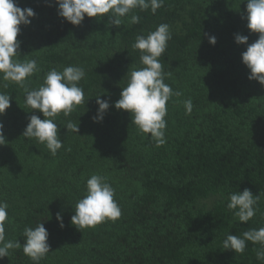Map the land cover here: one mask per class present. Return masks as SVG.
Wrapping results in <instances>:
<instances>
[{"label":"trees","instance_id":"obj_1","mask_svg":"<svg viewBox=\"0 0 264 264\" xmlns=\"http://www.w3.org/2000/svg\"><path fill=\"white\" fill-rule=\"evenodd\" d=\"M14 2L35 12L18 36L20 59H35L39 67L27 86L39 88L52 69L82 66L85 101L55 118L64 146L52 155L46 144L23 137L30 116L43 120V114L26 105L23 88L0 79V92L12 97L0 116L6 138L0 202L8 205L5 239L21 243L0 264H36L23 252V233L39 223L49 233L50 252L38 264H264L258 243L246 242L243 253L223 247L229 234L264 227V85L249 80L242 61L248 45L235 41L237 34L248 44L259 38L247 27V0H163L155 14L135 9L120 27L107 15L85 16L74 26L58 15L54 0ZM131 15L139 23H130ZM160 24L171 31L159 58L171 73L165 83L182 96L166 105V143L157 147L114 105L127 73L144 67L136 37ZM99 96L110 107L103 122H94ZM189 98L190 113L183 104ZM69 121L79 124L78 134L68 132ZM93 174L115 190L121 216L80 231L71 217ZM245 189L260 197L256 215L242 223L227 205Z\"/></svg>","mask_w":264,"mask_h":264},{"label":"clouds","instance_id":"obj_2","mask_svg":"<svg viewBox=\"0 0 264 264\" xmlns=\"http://www.w3.org/2000/svg\"><path fill=\"white\" fill-rule=\"evenodd\" d=\"M58 5V15L74 26H79L85 19L105 17L111 25L120 27L124 19L135 9L141 11L151 8L153 14L163 6V0H54ZM35 12L31 8L21 9L14 0H0V79L10 81L24 89L25 103L34 111H39L45 119L31 115L29 123L23 133L25 138H35L41 144H46L52 155H56L64 144L60 139L58 124L55 118L63 113L69 116L76 106L85 101L84 89L79 83L85 78L86 72L82 66H68L63 71L52 69L44 79V83L37 89H30L28 78L39 71L35 59H20L21 26H30ZM247 27L259 38L255 43L248 44V37L237 34L235 41L238 45H248L242 54V61L250 70L249 80L258 81L264 85V0H247ZM140 18L131 15L130 23H139ZM171 39L170 27L160 24L157 29L147 36L138 35L133 48L140 50V61L144 66L134 69L127 75L128 83L122 87L121 97L115 103L117 110H124L131 114L132 124L156 142L157 147L166 143L165 129L167 122V103L170 99L182 96L180 91L165 83L171 73L163 71L159 58L165 53L168 41ZM209 43H217L215 36H209ZM42 51V50H41ZM39 52V51H38ZM27 57V56H26ZM4 88L8 85L5 83ZM11 96L0 92V116L11 107ZM98 104L97 116L94 122H103L110 105L107 101L96 98ZM188 113L192 111V100L183 101ZM68 132L79 133V124L69 121L66 126ZM4 125L0 123V146L6 144ZM115 190L99 174H93L87 180V194L75 205V214L71 223L78 230L95 227L106 220L115 221L121 216V209L114 199ZM260 197V196H259ZM259 197L254 196L248 189L230 195L227 207L233 211L234 217L242 223H247L256 215V205ZM7 203L0 202V259L8 257L10 250L21 247L20 241L5 239V223L10 222ZM56 220L63 228V216L56 214ZM23 252L36 264L50 252L48 243L49 233L44 223L35 228L26 227ZM260 244L257 259L264 260V227L251 229L243 233L242 237L229 234L223 241V247L235 253H243L246 242Z\"/></svg>","mask_w":264,"mask_h":264}]
</instances>
